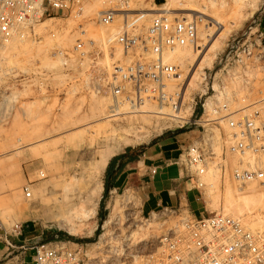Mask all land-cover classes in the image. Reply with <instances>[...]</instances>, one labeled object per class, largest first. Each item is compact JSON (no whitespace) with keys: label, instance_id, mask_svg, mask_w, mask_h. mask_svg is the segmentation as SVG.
Instances as JSON below:
<instances>
[{"label":"rangeland","instance_id":"rangeland-1","mask_svg":"<svg viewBox=\"0 0 264 264\" xmlns=\"http://www.w3.org/2000/svg\"><path fill=\"white\" fill-rule=\"evenodd\" d=\"M80 2L82 8L77 14L45 18L34 27V38H15L0 47V222L10 229L14 223H19L23 232H30L33 239L53 245L59 242H66L70 247L73 243L82 244L95 257L104 258L106 264H149V253L158 249L159 237L171 229L179 217L171 214L142 216L138 211L139 202L127 188L108 197L104 207H100L98 201L91 218L83 214L81 201L91 187L93 180L89 174L96 167L101 152L112 150L113 154H118L139 149L178 131L180 122L169 120L170 108L160 109L155 102H145L136 108L128 104L116 106L105 93L95 94L93 86H85L84 76L90 67L88 60L78 62L56 55L57 50H69L77 39H92L98 45L114 29V26L96 25L103 31L100 37L94 31L82 34L80 27L89 26L95 18L92 15L110 8L116 0ZM251 4L254 6L249 8ZM130 5L134 9H149V18L165 11L189 13L197 18L196 45L176 47L165 57L180 65L185 84L189 81L188 86H183L184 103L186 108L193 101L197 103L194 116L198 114L199 95L205 91L204 69L208 73L207 68L213 66L226 43L240 37L253 19L261 20L264 16V13L260 15L264 0H130ZM245 9H248L246 19L227 35L209 66V56L217 46L214 42H218L221 33L230 29L231 21ZM223 85L228 97H236L229 100L231 110L252 101L253 92L248 91L238 77L225 76ZM251 85L259 86L257 82ZM209 94L210 89L201 100ZM221 126L226 132L224 122ZM234 162L235 157L230 156L222 161L225 170L220 168L219 161L203 175L206 185L199 188L200 202L206 214L220 212L240 218L253 230L262 229L264 196H259L258 192H264V187L232 180L228 168ZM101 179L102 174L99 181ZM235 183L242 187L240 197L227 204L224 190ZM26 184L32 192L29 200L24 199L22 193V186ZM73 187L82 192L81 201L64 199ZM215 188L219 192L217 197ZM66 217L73 220L75 229L80 228L82 233L70 232L64 221ZM108 219L111 222L104 223Z\"/></svg>","mask_w":264,"mask_h":264},{"label":"built area","instance_id":"built-area-1","mask_svg":"<svg viewBox=\"0 0 264 264\" xmlns=\"http://www.w3.org/2000/svg\"><path fill=\"white\" fill-rule=\"evenodd\" d=\"M80 3L0 0V47L15 38H34V27L42 20L77 14ZM149 14V9L132 8L130 0H116L93 19L95 26H114L101 43L77 39L69 50H57L56 55L78 62L88 60L85 86H93L95 94L105 93L116 106L136 108L155 102L160 109L170 108L169 120H179L177 127L187 134L174 163L198 191L206 185L203 175L219 161L225 170L222 161L230 156L235 157L234 165L228 168L232 180L264 187V30L260 20L253 19L240 37L226 43L213 66L207 68L208 73L204 69L205 91L199 95L198 114L194 116L197 103L193 101L187 108L184 103L183 86L189 81L185 84L180 65L165 61L163 56L176 47L196 45L198 20L189 13L165 11L151 18ZM80 29L83 34L82 25ZM225 76L243 80L245 88L254 94L252 101L231 110L229 100L236 97L223 92ZM252 82L259 86H252ZM209 89L211 94L201 100ZM150 171L155 173L154 168ZM22 193L24 199L32 198L28 184L22 186ZM158 214L175 215L179 220L159 237L158 249L149 253V264H264V228L253 230L240 218L220 212L194 217L187 209L164 207L151 216ZM3 226L0 222V229ZM10 230L19 236L22 225L14 223ZM5 242L21 253L30 252L29 264L107 263L82 244L70 247L66 242L53 245L38 239L17 246L7 239ZM17 262L25 264L22 257Z\"/></svg>","mask_w":264,"mask_h":264},{"label":"crops","instance_id":"crops-1","mask_svg":"<svg viewBox=\"0 0 264 264\" xmlns=\"http://www.w3.org/2000/svg\"><path fill=\"white\" fill-rule=\"evenodd\" d=\"M262 13L264 9L260 15ZM260 28L264 30V16L260 20ZM185 137L187 134L183 131L172 133L139 149L113 154L102 172L100 207H104L108 197L127 188L139 202L138 211L144 217L164 207L187 209L194 217L204 216L206 209L200 202L199 191L174 163ZM153 168L155 173L150 171ZM6 239L17 246L32 240L31 233L22 230L21 235L16 236L10 228L3 226L0 229V264H18L17 260L21 257L25 264H29L30 252L21 253L17 248H10Z\"/></svg>","mask_w":264,"mask_h":264},{"label":"bare ground","instance_id":"bare-ground-1","mask_svg":"<svg viewBox=\"0 0 264 264\" xmlns=\"http://www.w3.org/2000/svg\"><path fill=\"white\" fill-rule=\"evenodd\" d=\"M254 5H250L249 8H252ZM104 10V9H103ZM102 10H100L99 12H97L96 14L92 15L93 17H96ZM248 15V9H245L243 10L240 14H238L235 18L234 21H231V23L229 24L230 26V29L228 28L225 32L221 33L219 39H218V42L215 41L214 44H217V46H215V51L214 53H212V55H210L209 57H211V60L210 62L208 61L209 63V66L211 65V61L213 60V58L216 56L217 54V51L221 50V48L223 47L224 45V41L227 39V35H229V33L237 28H239L243 21L246 19ZM51 20V19H49ZM42 24V23H41ZM83 31L86 33V35L90 34L91 32H96L98 33V36H102L103 34V31L102 30H99L97 29V27L94 25V23L92 22L89 26H87L86 28L83 29ZM97 42L99 41V39L97 38L96 40ZM217 42V43H216ZM213 44V45H214ZM213 48V47H212ZM171 51V50H170ZM169 51V52H170ZM167 52V53H169ZM167 53L163 56V59L165 61H169V60H166V55ZM169 62H172V61H169ZM173 63V62H172ZM160 113H163L160 111ZM147 133V132H146ZM145 135V133H144ZM113 154V151L112 150H105L104 152H101L100 155H99V158H98V161L96 163V167L94 168V170L89 174L90 178L93 180L92 184H91V187L89 188V191L88 193L85 194V198L83 201H81V191L80 190H77L75 189L74 187L71 188V192L68 193V195L66 194L64 197V199L66 201H70L72 199H78L80 200L81 202L84 203L83 207H82V212H84L83 214H85V217L86 218H91L94 214H95V209L98 205V201H99V197H100V193H101V190H102V185H101V181H99V177L100 175L102 174L110 156ZM217 170V169H216ZM211 171V170H209ZM213 171V170H212ZM210 173V172H209ZM208 173V174H209ZM214 173V172H212ZM210 175V174H209ZM214 175V174H213ZM215 177V175H214ZM217 177V176H216ZM219 177V176H218ZM210 178V177H209ZM214 181V180H213ZM213 183V182H212ZM239 183H235L233 184L232 186H227V188L224 190L225 191V201L227 202V204L230 202V204H232V201L235 200L234 198L239 196L240 197V192L242 190V187L240 186V184L238 185ZM215 186V185H212V187ZM252 186V185H251ZM214 188V187H213ZM245 188V187H244ZM248 188V187H247ZM215 197L218 196L219 192H218V189L215 188ZM256 192V191H255ZM210 193V192H209ZM252 193V192H251ZM254 194V193H253ZM253 194H244L245 196H252ZM259 196H264V192H258ZM63 199V198H62ZM212 201H215V198H212ZM225 202V203H226ZM217 204V203H216ZM225 206V205H224ZM227 206V205H226ZM226 208V207H225ZM65 223L66 225L68 226V230L70 232H74L75 234L76 233H82V230L80 228H77V230L75 229V224L73 222V220H69V218L67 219V217L65 218ZM111 221L108 219V220H105L104 223H107L109 224ZM60 223V222H59ZM94 229V228H93ZM92 229V231H93ZM91 231V232H92Z\"/></svg>","mask_w":264,"mask_h":264},{"label":"trees","instance_id":"trees-1","mask_svg":"<svg viewBox=\"0 0 264 264\" xmlns=\"http://www.w3.org/2000/svg\"><path fill=\"white\" fill-rule=\"evenodd\" d=\"M181 131H182V130H178V131L174 132V134H175V133H179V132H181Z\"/></svg>","mask_w":264,"mask_h":264}]
</instances>
